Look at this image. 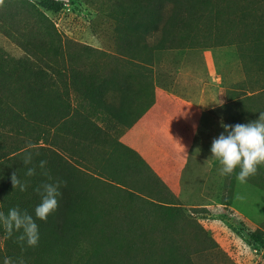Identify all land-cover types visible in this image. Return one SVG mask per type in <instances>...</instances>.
I'll list each match as a JSON object with an SVG mask.
<instances>
[{
    "label": "trees",
    "instance_id": "obj_1",
    "mask_svg": "<svg viewBox=\"0 0 264 264\" xmlns=\"http://www.w3.org/2000/svg\"><path fill=\"white\" fill-rule=\"evenodd\" d=\"M124 1L128 3L119 5L116 16L123 27L116 31L122 57L132 67L124 74L111 69L108 76L71 68L73 52L65 50L70 49L72 41L60 34L46 14L61 9L58 0L0 3V34L23 53L16 57L0 48V212L7 214L9 209L18 207L36 219L34 209L42 199L36 189L45 183L62 182L58 209L46 221L36 219L38 246L29 247L26 241H18L21 232L14 231L9 236L0 224V264L5 258L13 264H19L21 259L24 264H78L76 255L80 248L87 253L81 264H126L129 260L142 263L149 255L135 242L147 235L144 224L163 232L183 218L174 203L142 194L146 189L143 185L139 188L142 193L126 191L128 184L122 182L123 185L119 178L110 175L115 181H103L125 195L109 190L112 208H108L97 199L103 194L91 193L92 183L102 181L87 177L88 171L67 162L61 154L69 151L66 145L70 143L83 149L109 144L106 133L101 132V126L89 113L102 114L108 128L121 126L130 132L140 122L143 110L155 111L157 92L142 71L152 66L154 52L234 46L244 77L219 90L220 105L212 111L238 109L237 116L225 117L230 125L254 121L264 112V0ZM84 50L89 53L88 48ZM110 91L120 94L117 105L110 103ZM168 102L161 104L158 111L169 109ZM161 113L155 117L162 118ZM70 137L74 138L71 142ZM29 143L34 145L28 149L33 159L25 165ZM110 145L116 154L114 142ZM40 161L47 162L44 169L39 167ZM108 166L115 168L113 164ZM30 167L36 169L31 177L26 175ZM238 171L237 168L228 176L229 193L225 199L199 211L228 218L264 252V231L231 207ZM13 172L27 183L25 191L13 188ZM248 182L264 190V165L258 166ZM114 203L119 206L114 207ZM118 209H123L124 214L117 216ZM112 217L115 221L124 219L122 226L112 225Z\"/></svg>",
    "mask_w": 264,
    "mask_h": 264
},
{
    "label": "rangeland",
    "instance_id": "obj_2",
    "mask_svg": "<svg viewBox=\"0 0 264 264\" xmlns=\"http://www.w3.org/2000/svg\"><path fill=\"white\" fill-rule=\"evenodd\" d=\"M58 1L61 9L46 14L60 34L72 41L70 49L66 47L65 50L73 52L74 62L69 63L71 68H80L82 72L96 71L108 76L106 74L111 69L124 74L132 67L122 57L123 49H119L121 42L117 37V31L123 27L116 20L119 5L128 2ZM147 42H152L150 35ZM0 48L16 57L23 55L1 34ZM84 48H88L89 53ZM238 58L234 46L154 52L151 72L148 71L149 66L142 71L157 92L155 111L143 110L140 122L130 132L121 126L108 128L102 114L89 113L101 126V132L106 133L109 144H94L83 149L70 143V146L66 145L69 151L61 153L67 162L88 171L87 177L102 181L97 185L92 183L91 193L103 194L97 199L108 208H112L109 190L125 195L124 191L118 192L110 187L111 183L103 181L104 178L115 181L114 177L119 178L121 184H128L126 191L142 193L139 188L143 185L146 189L142 194L156 200H168L180 208L183 218L177 219L172 227L163 232H160V228L144 224V233L147 235L135 243L139 242L137 245L143 246L149 256L145 262L136 264H264L263 249L228 218L204 215L199 211L203 207L219 205L229 193L228 176L219 174L221 165L211 157L210 149L213 138L224 132L221 122L229 124L225 117L237 116L238 109H212L219 104V85L226 87L240 77L241 62ZM230 60L233 61L225 63ZM108 99L117 105L120 94L110 91ZM166 101L171 104L170 108L159 112L160 105ZM200 102L210 107L208 115L202 116L196 108ZM158 113L163 117L156 118ZM102 137L105 138L104 135ZM73 139L70 137L69 141ZM111 141L115 144L116 154L112 153ZM116 143L123 147H118ZM213 159L215 162H209ZM110 164L115 168H110ZM122 204L125 206L126 203ZM113 206L118 207L119 204L114 203ZM231 207L264 231V190L248 181L240 184L235 177ZM118 210L117 216L125 212L123 209ZM123 220L115 221L112 217L109 222L114 226H122ZM84 251L80 248L77 252L78 264L84 262L87 255ZM131 261H126V264H133Z\"/></svg>",
    "mask_w": 264,
    "mask_h": 264
},
{
    "label": "clouds",
    "instance_id": "obj_3",
    "mask_svg": "<svg viewBox=\"0 0 264 264\" xmlns=\"http://www.w3.org/2000/svg\"><path fill=\"white\" fill-rule=\"evenodd\" d=\"M2 2L3 0H0V3ZM221 127L224 132L213 138L210 149L211 157L221 165L219 169L221 176H230L238 168L237 181L240 184L247 183L250 177L256 175L258 166L264 165V112L259 114L258 119L246 124L229 125L221 122ZM33 147L34 145L29 143L25 150L23 160L25 165L32 163V153L28 149ZM46 163V161H40L39 167L44 169ZM35 174V167L28 168L27 176L31 177ZM44 174L47 175V172L45 171ZM11 183L14 189L17 187L20 191L27 189V183H22L16 172L11 175ZM61 183L60 181L45 183L36 189L42 195L41 202L34 209L36 219L46 221L48 216L58 209ZM36 219L26 211L21 212L18 207L9 209L7 214L0 212V224L3 225L7 234L11 236L14 231L21 232L18 241H26L29 247H36L39 243V226ZM4 264H13V261L5 258ZM19 264H24V261L21 259Z\"/></svg>",
    "mask_w": 264,
    "mask_h": 264
},
{
    "label": "crops",
    "instance_id": "obj_4",
    "mask_svg": "<svg viewBox=\"0 0 264 264\" xmlns=\"http://www.w3.org/2000/svg\"><path fill=\"white\" fill-rule=\"evenodd\" d=\"M225 47H227V46H223V47H217V48H225ZM236 49V48H235ZM236 53H237V51H236ZM222 54L220 53V56H221ZM216 56L214 55V58H215ZM220 59H221V57H220ZM239 59V58H238ZM214 61V60H213ZM233 60H230V61H228V62H225L226 64H229V63H231ZM239 62H240V60H239ZM214 63H215V61H214ZM230 67V66H229ZM227 68V69H230V68ZM240 67H241V63H240ZM211 75H212V73H211ZM243 77H244V75H243V70H242V67H241V72H240V77L237 79V80H235V81H232V82H230L229 84H227V86L226 87H228V86H230V85H232V84H234V83H236V82H239V81H241L242 79H243ZM211 78H213V75H212V77ZM218 79H220L219 77H218ZM221 81V80H220ZM224 86V87H223ZM223 86H221V85H219V88L221 89V88H226L225 87V85H223ZM208 87V86H207ZM219 89V90H220ZM219 90H218V92H219ZM217 99H218V102H219V104L216 106V107H218L219 105H220V101H219V98H218V93H217ZM215 107V108H216ZM196 108L198 109V111H200V113L202 114V116L203 115H208L209 113H208V109L210 108L209 106H207L206 105V103H204L203 104V102H200V104L198 105V106H196ZM209 162H215L214 161V159L213 160H211V161H209Z\"/></svg>",
    "mask_w": 264,
    "mask_h": 264
}]
</instances>
